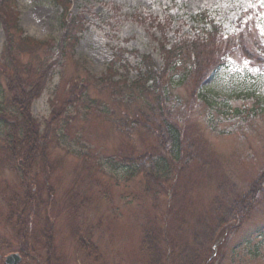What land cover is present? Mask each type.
Returning a JSON list of instances; mask_svg holds the SVG:
<instances>
[{
	"label": "rangeland",
	"instance_id": "1",
	"mask_svg": "<svg viewBox=\"0 0 264 264\" xmlns=\"http://www.w3.org/2000/svg\"><path fill=\"white\" fill-rule=\"evenodd\" d=\"M71 3V11L84 17L88 30L75 48L67 49L66 57L40 54L57 63L31 104L32 117L41 123L50 121L53 102L54 111L62 113L53 125L58 133L50 141L49 160L54 170H49L48 183L53 192L44 188L37 195L41 213L36 227L45 224L47 207L56 217L52 224L56 225V253L50 264L55 258L57 264H92L77 254L73 226L85 237V228L95 227L91 239L101 254L95 264H149L151 259L142 249L147 223L155 225V230H168L169 246L175 247L187 238L188 227L205 222L204 218L208 221L202 232L208 230L207 235L225 223L211 249V260L205 264H264V54L256 47H264V0ZM60 9L52 0H18L19 28L37 41L58 42L62 35ZM203 11L225 33L242 30L245 39L236 37V46L223 44L220 54H216L217 46L213 49L210 56L218 63L203 65V73L214 71L205 82L200 83L205 73L179 83L166 71L157 89L149 87L150 91L140 94L138 85L143 82L137 77L145 68L143 58L150 56L162 70L165 59H172L163 49L183 36L197 34L203 25L197 26L192 17ZM135 16L155 23L151 27ZM158 23L165 26L163 30ZM5 47L6 34L0 26V57ZM124 56L129 65L126 69L119 62ZM20 58L23 63L28 61L25 55ZM111 64L113 75L109 74ZM125 89L131 96L127 104L121 101ZM162 90L165 97L160 102L151 98ZM199 93H203L201 98ZM120 118L134 125L119 129L116 121ZM169 123L180 130L182 153L175 150ZM5 128H0V142ZM131 157L136 170L125 162ZM160 158L173 161L165 163L163 175L152 176L153 167L159 169ZM18 177L8 166H0V197L13 194L14 189L23 200ZM38 182L42 187L45 178ZM71 188L74 195L69 194ZM7 211V204L0 201V264L18 252L15 244L2 246L11 241L12 231L4 226ZM70 214L77 221L68 220ZM183 225L184 234L178 233ZM23 239L38 247L40 252L32 254H44L42 238L29 235ZM210 242L204 244L203 259ZM22 256L20 264H34L33 258ZM37 259L35 264H42L43 258ZM159 264L176 261L166 257Z\"/></svg>",
	"mask_w": 264,
	"mask_h": 264
},
{
	"label": "trees",
	"instance_id": "2",
	"mask_svg": "<svg viewBox=\"0 0 264 264\" xmlns=\"http://www.w3.org/2000/svg\"><path fill=\"white\" fill-rule=\"evenodd\" d=\"M1 1L4 3L0 6V25L3 26L6 34V47L0 59V93L1 95L3 94L2 99H0V128L2 129V127L5 126L6 134L3 141L0 142V166H8L13 172L17 173L21 190L23 191V200H21V195H19L14 189H12L13 194L9 193L0 197V201L7 204L8 208L4 217V224L6 223L7 225L4 226L8 231H12V234H10V243L5 241L2 246L6 247L8 245V247H12L13 244H15L18 251L27 254V257L29 258H33L32 263L35 264V261H38L37 258H43L42 264H44L45 261L50 264L56 253V225H52L56 220V217H52L51 213L48 211L49 208L47 207L45 224L39 228L36 227L37 225H40L38 220L41 213V206L37 195L39 192H42L44 188H47L49 193L53 192V187L48 183L49 175H52V172L50 173L49 170L52 168L54 170V166L49 160V154L51 151L50 141L51 137H56L58 133L53 125L58 123L57 120L62 113L57 114L56 111H54L56 104L53 102V112L52 116H50V121L47 119L46 122L41 123L32 117L31 104L34 98L38 97L45 87L48 74L51 71V68L57 63L56 60L66 57L67 49L72 50L79 44L80 34L84 32L85 28L81 21V17L70 14L69 0H52L63 8V35L61 36L60 41L58 43L52 41L39 42L30 39L29 37H22V31L15 24L16 17L12 11L13 5L11 6V2H14V0ZM135 17L151 27H153L155 23V20L152 19L147 23V20H143L141 16ZM193 21H195L197 25L205 24L207 26L196 38L183 37V39L167 50L163 49L166 57L172 59H165L166 65L163 66L162 70H158L154 66V63L151 62L152 58L150 56H145L143 58V61L145 59V68L140 71L138 76V81L143 82V84L138 85L140 94L145 93V90L150 91L149 87L157 89L159 82L165 79L164 73L166 71L170 72L171 79L174 77L178 79L179 83H184L192 76H200V73H202V75L205 73L206 77H203L200 83L205 82L214 71L207 69L203 73V65H210L217 61H214L210 56L213 53V49L217 46L216 54H220L223 50V44H226L227 46H236V37H239L238 40H243L245 39L243 37H246L247 35L242 32L227 37L226 39L223 38L220 28L209 19V14L206 11L195 15ZM157 25L159 29L162 30L165 27L161 23H158ZM256 47L264 54V47H262V45L257 44ZM42 52L46 54H48V52H52V54L58 53V57L55 60L48 57L42 59L40 57ZM124 52L126 53V51ZM203 54L209 56L206 57ZM22 55H25L28 58L27 62L23 63L21 61L20 57H22ZM119 62L122 68L126 69L129 67L126 56L122 57ZM41 67L43 69H40ZM112 67L113 64L110 66V75H113L114 73ZM128 71L129 70H127V72ZM145 86L148 88H145ZM124 87L126 89L130 88L128 86ZM126 89L121 100L124 104H127V102L130 103L131 101V96L128 95V89ZM168 91L172 92L170 89H168ZM199 95L201 98L203 93H199ZM149 96L150 95H146V98ZM164 97L165 93L163 90L162 93L157 94V92H155L154 97L151 96V98H155L158 102ZM60 112L64 113V109ZM116 124L119 129H121V127L126 128L127 126L134 125L126 118L118 119ZM43 126L44 134H41V127ZM169 126L170 134L172 133L171 136L173 137V141H175L173 142L175 150H180V153H182L180 130L179 128H176L177 126L175 127L173 123H169ZM132 158L133 157L129 160H125V162L126 164H130L128 168L136 170L137 165ZM159 161V169H155V166L153 167L154 171L150 172L152 176L156 174L163 175V167L166 166L165 163H171L173 160L171 161L167 158H160ZM40 177L45 178L42 187L38 182ZM69 194H75L74 188L70 189ZM80 204L84 205L83 201L80 200ZM75 208V211L79 212L77 205H75ZM204 219L205 222L198 221V225H191L190 228L188 227L186 234L187 238H183V244L175 245V247L169 246L168 230L165 228L155 230V225H148L147 223L145 226L147 232L145 235L146 241L142 243V249H144L147 256L151 259L149 264H159V261L166 257L167 259L168 257H173L176 264H205V261H208V259L211 260V249L214 247L216 239L222 231L221 227L225 225V223H221L219 226L214 227L212 233L207 235L208 230L204 233L202 232L208 221V219ZM68 220H72L73 222L77 221L73 214L68 215ZM185 226L186 225H183V229L180 228L177 232L184 234ZM209 226L210 225H208V228ZM94 229L95 227L92 225L85 228V230H87L86 237L80 234V228H78V226H73L71 229L78 249L77 254H83L87 259H90L92 264L97 263L101 259V254H98L97 251L98 245L93 243L91 239L93 236L92 231ZM29 235H36V238L43 239L42 241L45 244L43 247L44 254H32L34 251H40L37 246L35 247L34 244L28 243L23 239ZM202 236L206 239L205 241H202ZM209 242L210 245L207 250V258L203 259L204 244ZM54 262V264H57L56 258ZM220 263L221 261L217 264Z\"/></svg>",
	"mask_w": 264,
	"mask_h": 264
},
{
	"label": "water",
	"instance_id": "3",
	"mask_svg": "<svg viewBox=\"0 0 264 264\" xmlns=\"http://www.w3.org/2000/svg\"><path fill=\"white\" fill-rule=\"evenodd\" d=\"M21 260L19 254H11L6 258L7 264H17Z\"/></svg>",
	"mask_w": 264,
	"mask_h": 264
}]
</instances>
